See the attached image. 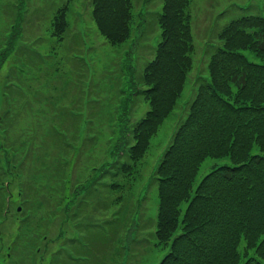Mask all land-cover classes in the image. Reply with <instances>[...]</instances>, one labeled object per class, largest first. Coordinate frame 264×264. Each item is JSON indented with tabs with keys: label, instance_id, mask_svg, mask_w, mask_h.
Wrapping results in <instances>:
<instances>
[{
	"label": "rangeland",
	"instance_id": "obj_1",
	"mask_svg": "<svg viewBox=\"0 0 264 264\" xmlns=\"http://www.w3.org/2000/svg\"><path fill=\"white\" fill-rule=\"evenodd\" d=\"M162 3L130 0V36L110 45L91 0H0V264H158L165 255L155 169L193 78L204 68L207 78L215 25L262 15L264 0H190L192 68L146 142L137 127L149 106L138 92Z\"/></svg>",
	"mask_w": 264,
	"mask_h": 264
},
{
	"label": "trees",
	"instance_id": "obj_2",
	"mask_svg": "<svg viewBox=\"0 0 264 264\" xmlns=\"http://www.w3.org/2000/svg\"><path fill=\"white\" fill-rule=\"evenodd\" d=\"M189 2L163 0L152 14L160 39L140 76L148 86L138 92L149 106L137 127L146 142L192 68ZM91 5L106 42L127 41L130 0ZM217 26L210 39L217 36V44L204 61L207 78L205 68L193 78L194 91L155 169L156 236L168 244L158 264H264V7L262 15L218 26V34ZM204 161L208 171L195 182Z\"/></svg>",
	"mask_w": 264,
	"mask_h": 264
}]
</instances>
